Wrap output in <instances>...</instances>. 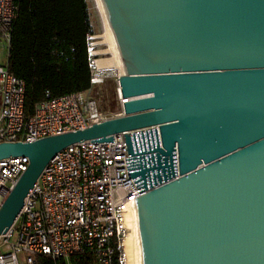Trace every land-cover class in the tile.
Segmentation results:
<instances>
[{
    "label": "water",
    "instance_id": "95a60500",
    "mask_svg": "<svg viewBox=\"0 0 264 264\" xmlns=\"http://www.w3.org/2000/svg\"><path fill=\"white\" fill-rule=\"evenodd\" d=\"M124 117L32 143L0 236L65 148L125 134L142 264H264V0H101ZM141 192L144 190H140ZM139 191V193H140Z\"/></svg>",
    "mask_w": 264,
    "mask_h": 264
},
{
    "label": "built area",
    "instance_id": "2783aa9c",
    "mask_svg": "<svg viewBox=\"0 0 264 264\" xmlns=\"http://www.w3.org/2000/svg\"><path fill=\"white\" fill-rule=\"evenodd\" d=\"M19 4L20 0H0V43L7 57L0 64V143H32L124 117L118 82L115 110H101L93 96L109 76L107 69L97 68L88 37L89 88L47 99L25 119V83L7 68ZM125 134L129 132L113 135L111 142L71 145L46 165L19 217L0 236V264H39L40 256L68 260L83 252L93 253L98 264H114L116 251L119 263L124 264L127 216L136 209L135 199L146 193L128 178ZM28 165L26 156L0 160V209Z\"/></svg>",
    "mask_w": 264,
    "mask_h": 264
},
{
    "label": "trees",
    "instance_id": "16d2710c",
    "mask_svg": "<svg viewBox=\"0 0 264 264\" xmlns=\"http://www.w3.org/2000/svg\"><path fill=\"white\" fill-rule=\"evenodd\" d=\"M8 71L25 83V119L47 99L90 86L88 37L93 35L85 0H20L13 24ZM119 252L114 254V264ZM39 264H98L83 252L68 260L38 257Z\"/></svg>",
    "mask_w": 264,
    "mask_h": 264
},
{
    "label": "bare ground",
    "instance_id": "6f19581e",
    "mask_svg": "<svg viewBox=\"0 0 264 264\" xmlns=\"http://www.w3.org/2000/svg\"><path fill=\"white\" fill-rule=\"evenodd\" d=\"M96 10L98 11L103 33L97 36L101 39L100 45H106L108 48L104 50H94V55L96 58V65L99 69H117L119 71V76L124 75V67L122 59L115 43L113 34L109 27V22L106 17V13L101 4V0H93ZM109 55L108 57H99L101 55ZM127 226L129 228L128 235L124 241V264H142L141 249H140V239L137 223L136 209L133 210L132 214L129 213L127 216Z\"/></svg>",
    "mask_w": 264,
    "mask_h": 264
},
{
    "label": "rangeland",
    "instance_id": "374dc122",
    "mask_svg": "<svg viewBox=\"0 0 264 264\" xmlns=\"http://www.w3.org/2000/svg\"><path fill=\"white\" fill-rule=\"evenodd\" d=\"M88 4V13L90 19V26L93 35L90 36L89 40L90 46L94 50H104L108 47L106 45H100L101 42L97 36L103 33L102 23L99 17L98 11L96 10L93 0H85ZM109 55H101L99 57H108ZM7 60L5 48L2 43H0V64L5 63ZM109 80L105 82L103 86L95 88L93 96L97 99L101 110L108 112L116 109V89H117V79L119 76V71L117 69L108 70ZM19 259L24 260V254H19Z\"/></svg>",
    "mask_w": 264,
    "mask_h": 264
}]
</instances>
